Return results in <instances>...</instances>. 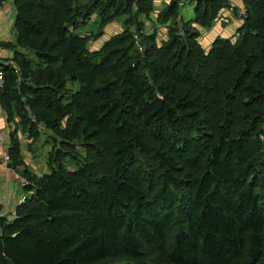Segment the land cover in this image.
I'll return each instance as SVG.
<instances>
[{
  "label": "trees",
  "instance_id": "obj_1",
  "mask_svg": "<svg viewBox=\"0 0 264 264\" xmlns=\"http://www.w3.org/2000/svg\"><path fill=\"white\" fill-rule=\"evenodd\" d=\"M169 1L154 22V0H14L0 103L58 143L48 174L22 173L31 196L15 216L0 212V264H160L155 250L168 264H264V0H242L238 33L208 49L202 29L228 1ZM95 15L127 20L91 50ZM8 153L24 165L14 137Z\"/></svg>",
  "mask_w": 264,
  "mask_h": 264
},
{
  "label": "crops",
  "instance_id": "obj_2",
  "mask_svg": "<svg viewBox=\"0 0 264 264\" xmlns=\"http://www.w3.org/2000/svg\"><path fill=\"white\" fill-rule=\"evenodd\" d=\"M160 3L161 9L156 13L162 12L170 3L169 0H154V3ZM238 9H244L245 4L242 0L234 1ZM159 4V5H160ZM186 8V9H185ZM185 9V10H184ZM183 17L185 19H194V3L185 2L182 8ZM186 16V17H185ZM16 8L14 0H0V43L16 44L17 33L15 29ZM242 22L236 18L235 14L229 10H224L220 13L210 29H202V44L205 48H209L214 44L215 40L233 39L241 28ZM204 34V35H203ZM165 36V34H163ZM163 38V37H162ZM15 50L8 47H0V62L12 59ZM0 134L3 137L4 147L0 145V212L1 215L7 218L15 216L16 208L28 197L31 196L24 186L22 173L29 171L32 174L42 177L49 173L48 160L46 162L47 170L39 174L34 169V162L37 159L32 151L37 147L33 144L37 135L31 131V127L23 125L20 116L16 115L9 120V117L0 103ZM13 137L21 144L24 165L17 169L6 167L3 162V148L10 149L12 147ZM42 153V150L39 152ZM48 154V153H47ZM45 155V153H42ZM46 157V156H45ZM47 158V157H46ZM42 160V159H41ZM43 164V163H42Z\"/></svg>",
  "mask_w": 264,
  "mask_h": 264
},
{
  "label": "rangeland",
  "instance_id": "obj_3",
  "mask_svg": "<svg viewBox=\"0 0 264 264\" xmlns=\"http://www.w3.org/2000/svg\"><path fill=\"white\" fill-rule=\"evenodd\" d=\"M160 3L163 4V2H160ZM160 3L157 2L155 4L154 12L151 14V17L154 22L157 20L156 19L157 10L161 9L162 4ZM125 20H127L126 17H121V19L113 21L107 25H103V24L100 25L99 18L97 19L96 15L93 16V20L88 24L87 28L83 31V33L84 35L93 34V37H95V35L99 33H103V36H101L99 39L95 38L94 40H92L90 43V49L94 50V49L101 48V46L106 40L111 38L113 35L122 32L125 28V25H124ZM140 20L145 21V17L144 16L140 17ZM153 21H149V20L146 21V27H145L144 33L157 32L159 37L162 38V35L165 34L167 31L165 28V25H159L157 22L154 23ZM131 29L132 31L135 30L134 27H131ZM202 33H203V30H202ZM35 139L36 140H34L33 144H36V143L38 144H37V147L32 151V154L35 155V157L37 158L34 162V165H35L34 169L37 173L42 174L44 171L47 170L46 162H43V160L44 161L48 160L50 153H52L54 149L56 148L58 140L56 139V136L53 133L46 131V129L39 131V134L37 135ZM41 150H42V153H45V155H42V153H39ZM146 259L147 261L152 262V263L158 261L160 264H168L166 263L164 258L158 257V253L156 250L153 252L149 251V254L146 255ZM109 264H136V263H128L127 261H121L119 263H109Z\"/></svg>",
  "mask_w": 264,
  "mask_h": 264
},
{
  "label": "built area",
  "instance_id": "obj_4",
  "mask_svg": "<svg viewBox=\"0 0 264 264\" xmlns=\"http://www.w3.org/2000/svg\"><path fill=\"white\" fill-rule=\"evenodd\" d=\"M228 1V5H229V11L233 14H235V16L240 20V21H243L246 16H247V10L244 8V9H237L236 6H235V3L234 1L235 0H227ZM185 5H183L184 7ZM135 40H136V43H137V46H138V49H139V52H143L144 51V47L142 46L141 42H140V38L138 36H135ZM10 65V63H7ZM4 84V74H3V69L0 68V86H2ZM29 119L32 121V122H37L34 115L31 114V112L29 113ZM39 128V131H42L44 129V127H38ZM0 145L1 147H4V141H3V137L2 135L0 134ZM9 149L8 148H3V162L5 164L6 167H11L12 165V160H11V157L8 153ZM22 182L23 184L26 183V179L23 178L22 179Z\"/></svg>",
  "mask_w": 264,
  "mask_h": 264
}]
</instances>
